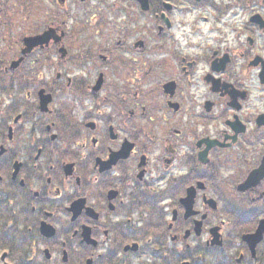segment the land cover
Returning <instances> with one entry per match:
<instances>
[{"label":"flooded vegetation","instance_id":"obj_1","mask_svg":"<svg viewBox=\"0 0 264 264\" xmlns=\"http://www.w3.org/2000/svg\"><path fill=\"white\" fill-rule=\"evenodd\" d=\"M264 0H0V264H264Z\"/></svg>","mask_w":264,"mask_h":264},{"label":"water","instance_id":"obj_2","mask_svg":"<svg viewBox=\"0 0 264 264\" xmlns=\"http://www.w3.org/2000/svg\"><path fill=\"white\" fill-rule=\"evenodd\" d=\"M262 225L264 226V221L260 222V225L258 227V231L261 232L262 231Z\"/></svg>","mask_w":264,"mask_h":264}]
</instances>
